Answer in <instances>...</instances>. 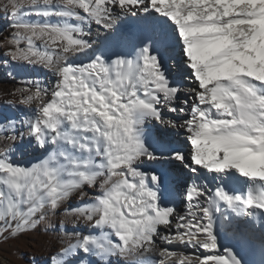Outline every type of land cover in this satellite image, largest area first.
Here are the masks:
<instances>
[{
  "label": "snow or ice",
  "instance_id": "6c2138e0",
  "mask_svg": "<svg viewBox=\"0 0 264 264\" xmlns=\"http://www.w3.org/2000/svg\"><path fill=\"white\" fill-rule=\"evenodd\" d=\"M0 28L27 72L3 93L25 115L0 120V243L43 225L45 264H247L264 0H0Z\"/></svg>",
  "mask_w": 264,
  "mask_h": 264
},
{
  "label": "bare ground",
  "instance_id": "6f19581e",
  "mask_svg": "<svg viewBox=\"0 0 264 264\" xmlns=\"http://www.w3.org/2000/svg\"><path fill=\"white\" fill-rule=\"evenodd\" d=\"M3 70H6L8 74L12 73V76H10L12 80L0 82V117L1 115H4L2 118H0V120H3L4 117H8L9 119H17L21 116H24L25 113L15 106H8L5 101L10 97L4 96L3 93L13 87H16L18 81L27 78V72L24 69H17L13 66H0V71ZM181 71L182 69H175L173 73L178 76ZM185 148L187 150L188 146L185 145ZM262 224H264V217L257 216L253 218L251 223L248 225V228L245 230L248 239L243 244L242 251L244 259L247 261V264H264V242H262L261 239V235L262 232H264V228L261 227ZM39 242L37 240V243ZM54 245L55 242H53V244L49 247L48 251L45 253V256L47 258L49 257L50 253H53L55 251ZM3 262L5 264L10 263L7 258L5 260L3 259Z\"/></svg>",
  "mask_w": 264,
  "mask_h": 264
},
{
  "label": "rangeland",
  "instance_id": "374dc122",
  "mask_svg": "<svg viewBox=\"0 0 264 264\" xmlns=\"http://www.w3.org/2000/svg\"><path fill=\"white\" fill-rule=\"evenodd\" d=\"M0 30L3 29L0 28ZM175 69L176 68H173L172 71ZM10 80H12V78L8 75L6 70L0 71V82ZM3 116L4 115H1L0 118ZM54 237L55 233L44 231V226L41 225L38 230L33 233L0 243V264H5L3 259L5 260L6 258L10 261L9 264H31L34 258L39 260L40 264H45L48 260L45 253L53 242H55ZM37 240L40 242L37 243Z\"/></svg>",
  "mask_w": 264,
  "mask_h": 264
}]
</instances>
